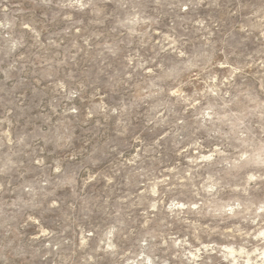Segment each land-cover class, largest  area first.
<instances>
[{"label": "rangeland", "instance_id": "obj_1", "mask_svg": "<svg viewBox=\"0 0 264 264\" xmlns=\"http://www.w3.org/2000/svg\"><path fill=\"white\" fill-rule=\"evenodd\" d=\"M262 208L264 0H0V264H264Z\"/></svg>", "mask_w": 264, "mask_h": 264}, {"label": "clouds", "instance_id": "obj_2", "mask_svg": "<svg viewBox=\"0 0 264 264\" xmlns=\"http://www.w3.org/2000/svg\"><path fill=\"white\" fill-rule=\"evenodd\" d=\"M181 55H183V53H181ZM180 207H183V206L181 205ZM261 211H264V208H262Z\"/></svg>", "mask_w": 264, "mask_h": 264}]
</instances>
